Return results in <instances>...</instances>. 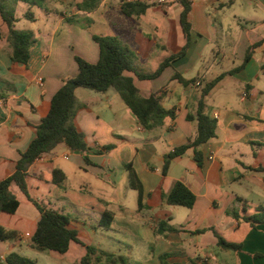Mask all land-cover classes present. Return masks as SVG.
<instances>
[{
  "label": "crops",
  "instance_id": "1",
  "mask_svg": "<svg viewBox=\"0 0 264 264\" xmlns=\"http://www.w3.org/2000/svg\"><path fill=\"white\" fill-rule=\"evenodd\" d=\"M64 1L67 3H59ZM74 1L67 3L72 17L63 12V4L50 0L57 4L49 7L51 11L46 14L47 22L54 26L45 36L39 30H31L36 43L27 67L12 63L9 48L2 47L0 40V181L15 172L20 152L35 138V126L41 122L39 108L51 101L66 79L78 74L75 55L66 45L68 38L61 41L64 47L56 44L58 28L68 19L75 22L102 10L108 15L112 11V0H102L89 13L78 10L77 5L83 0ZM140 1L154 5L145 15L128 17L130 29L135 27L133 18L148 24L158 19V25L151 26L165 40L166 30H161L159 22L162 16L155 8L165 6L163 11L168 16L172 7H179L180 16L181 6L177 0H172L173 6H168L167 0ZM191 1V44L186 54L155 80H139L133 73H126L133 77L143 97L164 90L163 106L174 109L175 118L167 117L162 126L148 131L114 89L105 93L92 91L94 94L77 89L75 122L85 135V121H91L87 134L92 141L88 142L85 135L89 150L82 154L60 144L29 168L30 196L48 209L68 215L69 228L76 230L85 244L71 242L65 254L50 251L54 253L50 254L53 264H82L86 246H95L93 242L101 230L120 234L118 243L128 248L129 255L122 254L128 264L134 260L132 253L137 257L135 252L139 250L146 254L135 264H161L159 257L164 253L171 254L170 264H264V225L252 226L242 220L253 215L257 207H264V172L257 170L264 168V0ZM229 1V5L220 7ZM38 21L36 18L30 23ZM76 38L82 45L78 53L97 62L99 46L93 36L81 32ZM163 42L156 47L166 49ZM185 42L184 37L183 45ZM139 51L147 56L153 52L142 48ZM247 56L250 58L245 61ZM175 75L196 81L184 85ZM221 75L225 77L205 99L207 114L216 120L217 129L216 137L199 147L202 165L195 161L194 150L189 149L174 159L163 175L165 156L195 138L197 121H190L187 116L196 113L203 88ZM106 146L112 148L105 150ZM128 164L141 182L143 204H150V209H138L139 193L130 187ZM54 169L65 174L60 186L53 183ZM178 181L195 194L192 208L165 203L163 196ZM12 191L20 200L19 209L15 214L1 213L0 225L16 232L17 238L0 241L2 261L12 252L26 257L25 253L37 251L31 240L41 214L19 187L13 185ZM104 212L114 216L109 229L99 227ZM163 221L180 231L169 233L167 238L160 236L157 228ZM203 228L214 229L229 243L242 244V250L220 248L212 230L190 233ZM99 250L121 255L112 248Z\"/></svg>",
  "mask_w": 264,
  "mask_h": 264
},
{
  "label": "trees",
  "instance_id": "2",
  "mask_svg": "<svg viewBox=\"0 0 264 264\" xmlns=\"http://www.w3.org/2000/svg\"><path fill=\"white\" fill-rule=\"evenodd\" d=\"M101 2L102 0H83L77 7L78 10L89 13L97 9ZM20 3L27 5L28 8L24 12L23 18L31 22L36 21L33 8L41 9L46 14H49L51 10L47 0H0V40H4L7 43L11 62L27 67L36 39L33 31L22 30L16 27V24L20 21L17 13ZM177 3L182 8L179 21L186 42L178 52L165 58L154 72L148 73L140 70L137 67L134 52L116 37L95 35L94 40L99 46L98 61L91 63L79 56H75L78 65L77 76L66 79L51 101L44 103L39 108L41 122L35 126V138L25 151L20 152L15 172L0 181V214H15L19 209L20 200L12 191L13 185L19 187L23 194L39 210L41 217L31 240V245L35 250L65 254L69 250L71 242L85 245L80 240L78 232L69 228L70 217L57 210L48 209L33 199L29 194L27 186L28 171L31 165L43 155L50 153L58 145L64 144L68 149L82 154H86L89 150L86 137L75 122L79 107L76 97L77 89H88L96 93H105L114 89L137 119L138 123L148 131L162 126L167 117L175 118V110L166 109L163 106V100L166 95L164 90L152 93L149 97H143L135 85L133 77L128 76L126 73H133L139 80H155L174 61L186 54L191 44V24L188 17L192 8V1L177 0ZM230 3L229 1L226 4H220V7H225ZM153 5L140 0H122L120 12L127 17H140L145 15ZM67 21H71V19ZM249 58L247 56L245 61H248ZM223 77L225 75L217 77L203 88L196 113L188 114L187 116L188 120L197 121V134L188 144L176 147L165 156L162 169L163 175L167 174L171 162L185 155L189 149L194 150L195 161L199 166L202 165V153L199 147L215 138L217 129L216 120L207 114L205 99ZM175 79L184 85L196 81L195 79L187 81L179 75H175ZM83 106L85 107V105ZM111 148L112 146H106L104 149L110 150ZM84 160L89 163L87 156H84ZM126 168L129 175L130 187L139 193L138 209H150V204H143L142 185L135 170L130 164L126 165ZM257 170L264 172V168H258ZM64 180L65 174L59 169H54L53 183L60 186ZM163 199L168 205L192 208L195 204L196 196L183 182L178 181L170 193L163 196ZM243 204H246L244 200ZM242 220L250 223L252 226L264 225V207H257L253 215L244 216ZM113 221V214L104 212L99 222V227L109 229ZM208 230H212L215 233L220 248L234 252L242 250V244L225 241L214 229L203 228L190 233L198 235ZM178 231L180 229L169 226L164 221L160 222L157 228V233L164 238H167L169 233ZM15 238H17L16 232L8 231L0 225V241H9ZM86 251L87 253L82 260V264H90L92 260L95 263L105 260L108 264H128L127 258L123 255L99 250L92 245L86 246ZM170 257L171 254L169 253L161 254L159 257L160 263L170 264ZM0 264L37 263L19 252H12L6 256L4 261L0 260Z\"/></svg>",
  "mask_w": 264,
  "mask_h": 264
},
{
  "label": "rangeland",
  "instance_id": "3",
  "mask_svg": "<svg viewBox=\"0 0 264 264\" xmlns=\"http://www.w3.org/2000/svg\"><path fill=\"white\" fill-rule=\"evenodd\" d=\"M59 1L61 2V0H54V2L56 3H59ZM69 1H72V3L75 2L74 0H67V3H69ZM119 1L120 0H112V3H111L112 11L109 15L107 11L105 12L104 10H102L98 13V15H90L82 19L79 18V19H76L75 22L66 21L64 25L58 28V32L56 34V36L58 37V40L56 44L58 43L57 45H61V47H64L61 41H64L65 38H68V42L66 43V45L71 46V51H73L71 54L74 53L75 56H79L85 59L86 61L94 63L92 62L90 58H85L82 52L81 54L78 53L82 45L80 44V41L76 38L77 34H81V32H83L84 34L89 33L90 35L93 36V39L95 35L116 37L134 52L136 56L137 67L140 70L142 69L143 71H146L148 73L154 72L159 67L160 63L166 57L178 51L184 43V35H183L180 21H179V7H172L168 16H166L165 12L163 11V8L165 6H162V7L155 6L157 7L155 8V10H157V12L159 11V13L162 16V18L159 19L160 25L162 26L160 28L161 30L163 29L166 30V33H165L166 37H165V40H163L161 33L156 32L151 26L152 23L157 26L158 19L157 21L150 22L148 24V22L146 21H136V18H133L132 20H134L135 27L133 29H130V25H129L130 19L127 16H124L122 13H119V11L117 10ZM67 3L66 1H64L62 3L63 5L61 3L59 4L62 5L63 12H66L68 15H72V17H74L73 11L70 8V6H68ZM56 5L57 4L53 5L52 3H50V0H48V6L50 8H53ZM167 5L173 6L172 0H167ZM27 8L28 7L26 4L24 3L19 4L17 13H18V16L21 17L22 19L16 24V27L22 30L24 29L25 30L30 29L33 31L39 30L41 31L42 35L44 36L47 35L48 30L51 28V26H54V23L53 25H51V22H47L46 13L43 10L38 9V8H34L33 12L35 13L36 18L39 19V21L37 23H30V21L23 19L22 17L24 12L27 10ZM116 23H118L120 26H117ZM0 28H1V23H0ZM167 32L169 34V37L167 36ZM147 34H150V36H147ZM2 41H3L1 43L2 47L3 46L5 47L6 45L8 48L7 43L4 40ZM161 41H164L163 43L166 45V49H161L159 47H156L157 43H160ZM140 48L144 50H148L149 52L153 50V52L147 56L145 54L140 53L139 51ZM147 62L149 63L148 66L145 65ZM84 91L92 92V91L85 90V89ZM113 92H116V91H113ZM92 93L94 94V92ZM118 100H121V99H118ZM119 102H122V101H119ZM85 125L87 127V130H86L87 132L85 135L88 139V142H91L92 136L90 134H87V133H90L88 132L89 131L88 127H90L91 121L86 120ZM116 160H118V158H116ZM123 184H125V182L120 185L121 189L123 188ZM47 201L48 200H45V203H47ZM166 212L169 213L170 211L167 210ZM251 213H254V211ZM162 215H163L162 218H165L164 216L165 212H162ZM119 237H120V234L116 233V231L114 232V231L101 230L97 233V236L93 242V245L97 246L98 249L112 248V251H115L121 255L122 254L129 255L127 246L119 245L118 243V241L120 240ZM140 246L144 247L143 245H140ZM135 253H138V256L136 257V254L132 253V257L134 260H131V264H135V261H137V259H139L142 255L146 254V251L139 250L138 252H135ZM50 254H54V253L50 251H45V252L35 251V253H32V252L25 253L26 257H28L31 260L36 261L37 264H53ZM93 264H108V262L103 260L100 263L93 262Z\"/></svg>",
  "mask_w": 264,
  "mask_h": 264
},
{
  "label": "built area",
  "instance_id": "4",
  "mask_svg": "<svg viewBox=\"0 0 264 264\" xmlns=\"http://www.w3.org/2000/svg\"><path fill=\"white\" fill-rule=\"evenodd\" d=\"M159 2H160V3H163V2H164V0H160Z\"/></svg>",
  "mask_w": 264,
  "mask_h": 264
}]
</instances>
